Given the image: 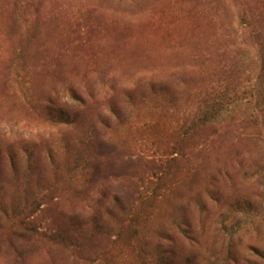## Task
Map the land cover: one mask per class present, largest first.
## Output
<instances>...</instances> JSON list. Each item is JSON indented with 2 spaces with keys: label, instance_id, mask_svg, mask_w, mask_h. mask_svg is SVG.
<instances>
[{
  "label": "rangeland",
  "instance_id": "rangeland-1",
  "mask_svg": "<svg viewBox=\"0 0 264 264\" xmlns=\"http://www.w3.org/2000/svg\"><path fill=\"white\" fill-rule=\"evenodd\" d=\"M0 264H264V0H0Z\"/></svg>",
  "mask_w": 264,
  "mask_h": 264
},
{
  "label": "trees",
  "instance_id": "trees-1",
  "mask_svg": "<svg viewBox=\"0 0 264 264\" xmlns=\"http://www.w3.org/2000/svg\"><path fill=\"white\" fill-rule=\"evenodd\" d=\"M218 105H219V102L217 101L207 104L205 106V109L202 111L201 116L198 117L199 121L203 123V122L210 120L213 117L214 113L218 110L219 108ZM24 225L26 229L28 230V225L26 221H24Z\"/></svg>",
  "mask_w": 264,
  "mask_h": 264
}]
</instances>
